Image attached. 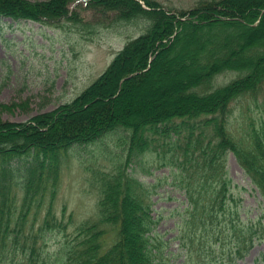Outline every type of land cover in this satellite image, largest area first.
Wrapping results in <instances>:
<instances>
[{"label": "trees", "instance_id": "1", "mask_svg": "<svg viewBox=\"0 0 264 264\" xmlns=\"http://www.w3.org/2000/svg\"><path fill=\"white\" fill-rule=\"evenodd\" d=\"M1 18L81 36L125 22L145 29L70 102L23 123L0 120V264H238L264 243V0H208L177 12L153 0H0ZM162 67L170 76L157 85L170 100L156 106L145 94ZM229 72L237 77L216 82ZM117 131L122 152L113 172L98 174L96 219L70 234L72 217L66 208L57 216L50 201L59 154ZM229 154L260 197L253 219L242 215ZM150 156L171 167L185 195L168 241L155 232L157 184L131 173Z\"/></svg>", "mask_w": 264, "mask_h": 264}, {"label": "rangeland", "instance_id": "2", "mask_svg": "<svg viewBox=\"0 0 264 264\" xmlns=\"http://www.w3.org/2000/svg\"><path fill=\"white\" fill-rule=\"evenodd\" d=\"M153 1L177 12L187 11L208 0ZM81 4L85 6L84 2ZM83 16L95 22L97 13L85 10ZM144 29L142 22H125L86 31L83 38L84 34L81 36L70 28H52L35 21L1 18L0 120L23 123L70 102L105 71L128 41L138 37ZM169 76L162 67L159 74L151 78L147 94L144 93L146 101L155 99L153 105L158 106L170 100L165 97L166 88L157 85L158 81L165 82ZM236 77V73L229 72L219 76L216 82L223 85ZM1 105L11 106V109L1 108ZM121 135L123 132L117 131L98 143L74 147L59 154V179L56 194L50 201L54 202L57 216L62 217L66 208V217H72L74 225L69 228L70 234L76 225L96 219L98 174L113 172L112 158L122 152ZM139 164L143 165L142 168ZM139 164L131 169L133 177L157 184L156 194L152 196L153 215L158 219L155 232L163 241L171 240L177 234L178 213L185 207V195L172 184L169 165L160 166L153 156L144 158ZM227 170L239 194L242 215L249 219L261 215L260 197L233 154L227 158ZM177 245V240L170 241L169 250L176 252ZM263 256L264 243H257L238 264H253ZM181 260L177 259L176 263Z\"/></svg>", "mask_w": 264, "mask_h": 264}]
</instances>
